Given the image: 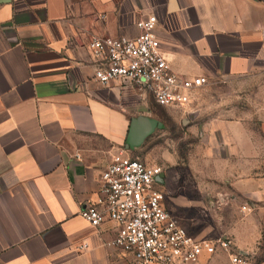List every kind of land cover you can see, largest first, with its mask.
<instances>
[{"label":"crops","instance_id":"obj_1","mask_svg":"<svg viewBox=\"0 0 264 264\" xmlns=\"http://www.w3.org/2000/svg\"><path fill=\"white\" fill-rule=\"evenodd\" d=\"M150 14L171 70L209 81L186 108L200 168L183 185L162 171L168 208L201 203L236 251L264 247V0H0V264H129L114 223L92 228L80 211L112 158L130 156L151 97L93 81L88 43L133 38Z\"/></svg>","mask_w":264,"mask_h":264},{"label":"built area","instance_id":"obj_2","mask_svg":"<svg viewBox=\"0 0 264 264\" xmlns=\"http://www.w3.org/2000/svg\"><path fill=\"white\" fill-rule=\"evenodd\" d=\"M157 24L150 14L136 22L138 34L133 38L91 39L92 80L101 86L129 84L163 108L187 107L209 81L171 70L155 34ZM161 173L158 166L119 153L101 171L95 198L81 209L80 217L92 228L114 223L111 245L129 257V264H194L202 256L218 253H225L230 264H250L248 255L236 251L230 237L199 239L178 222L160 189ZM240 211L248 213L253 208L242 205Z\"/></svg>","mask_w":264,"mask_h":264},{"label":"rangeland","instance_id":"obj_3","mask_svg":"<svg viewBox=\"0 0 264 264\" xmlns=\"http://www.w3.org/2000/svg\"><path fill=\"white\" fill-rule=\"evenodd\" d=\"M220 94L216 90L212 92L213 97ZM148 107L152 118L147 120L149 124H145L144 134L132 143L130 149L128 148L129 158L143 161L149 166H158L162 171L176 172L182 178H177L176 182L183 185L185 172L193 170V168H200V158L195 157L196 149L190 146V144L196 145L199 142L198 140L192 142L191 135L187 133V129L190 127V124L187 123L189 121L188 112L186 111L188 106L163 108L157 106L152 99H149ZM186 182L190 183V180ZM171 201L173 200L171 199ZM167 202L169 203V199ZM217 202L218 199L215 197L208 207L214 211L217 210L219 206ZM178 205L180 207L179 212L174 213V215L178 222L193 236L199 239L220 237L216 229V220H212L207 214L205 205L189 202L187 205ZM214 211L212 214L215 218ZM248 257L249 263L251 261L250 264H259L264 261V247H261L260 251L252 258L249 255Z\"/></svg>","mask_w":264,"mask_h":264},{"label":"water","instance_id":"obj_4","mask_svg":"<svg viewBox=\"0 0 264 264\" xmlns=\"http://www.w3.org/2000/svg\"><path fill=\"white\" fill-rule=\"evenodd\" d=\"M145 124H149L147 121L141 122L139 120H133L130 126V131L128 134L126 148H130L132 143L137 141L139 137H141L145 132ZM161 179V178H160Z\"/></svg>","mask_w":264,"mask_h":264}]
</instances>
